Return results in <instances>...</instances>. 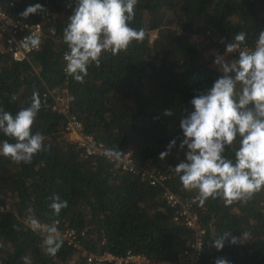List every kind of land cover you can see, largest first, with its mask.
<instances>
[{
    "label": "trees",
    "instance_id": "trees-1",
    "mask_svg": "<svg viewBox=\"0 0 264 264\" xmlns=\"http://www.w3.org/2000/svg\"><path fill=\"white\" fill-rule=\"evenodd\" d=\"M11 1L0 0V5L17 18L42 24L44 38L41 50L23 63L14 62L0 44V107L15 115L39 93L42 108L32 132L43 134L45 149L30 164L17 165L0 156V264H25V256L30 264H93L87 261L90 255L129 251L180 264L193 234L174 220L176 210L165 201V189L150 185L142 171L164 174L170 191L195 198L196 192L183 190L169 166L185 159L187 148L179 147L184 138L180 120L193 110L191 99L222 75L201 58L207 50L223 55L238 32L246 34L241 47L252 50L264 31V0H138L130 26L145 30L143 41H134L116 56L103 53L100 66L90 65L82 84L64 72L68 48L63 29L75 0H20L13 9ZM35 4L46 12L20 16ZM207 32L225 43L214 42ZM195 36L202 37L200 44ZM238 58L230 55L231 62ZM61 93L69 98L68 115L53 109L52 96ZM165 109L173 115L165 116ZM71 115L106 150L119 149L121 158L132 152L138 174L123 171L121 158L112 162L87 157L64 134ZM6 139L15 142L0 133V143ZM173 139L176 145L161 160L160 153ZM224 156L234 160L230 148ZM53 194L68 201L59 216L48 207ZM196 210L206 230L200 264H215L218 258L229 264H264V189L246 203L226 206L221 199L209 198L201 206L197 201ZM30 217L44 226L59 221L64 243L56 256L42 251L43 233L32 229ZM67 230H74L77 238L85 232L78 241L86 256L63 237ZM223 232L236 237L248 232L250 239L235 245L226 241L217 250L212 241Z\"/></svg>",
    "mask_w": 264,
    "mask_h": 264
},
{
    "label": "clouds",
    "instance_id": "clouds-1",
    "mask_svg": "<svg viewBox=\"0 0 264 264\" xmlns=\"http://www.w3.org/2000/svg\"><path fill=\"white\" fill-rule=\"evenodd\" d=\"M137 3L138 0H75L63 29V41L68 48L63 56L67 77L82 84L89 66H100L103 53L116 56L127 51L134 41H143L145 30L130 26ZM37 12H46V9L41 4L30 5L20 16L26 19ZM24 39L30 48L40 47L39 34L33 33ZM245 40L246 34L238 32L234 42L226 44L225 54L216 55L213 63L219 66L222 75L210 89L191 99L193 110L180 120L184 138L179 147L181 150L186 147L187 151L185 159L175 167L169 166V170L179 177L183 190L196 192L195 200L201 206L209 198L221 199L226 206L246 203L264 189V31L259 32L252 50H239ZM237 51L238 59L232 63L225 60L227 54ZM12 99L16 97L13 95ZM41 108L37 92L33 93L30 106L15 115L0 107V133L15 141L10 143L6 139L0 143V156L17 165L30 164L34 156L45 149L43 134L32 132ZM163 114L171 117L173 112L165 109ZM175 145V139L170 141L167 150L160 153V159L168 156ZM226 148L234 152V160L224 156ZM122 154L119 149L105 152L106 157L116 160ZM49 200L48 207L54 216L68 207V201L57 194ZM27 211L31 213L32 209ZM29 219L33 230H39V221ZM58 223L54 221L43 227L42 251L51 257L56 256L64 243ZM249 239L248 232H242L240 237L223 232L213 239L212 246L222 250L226 241L235 245ZM22 259L30 264L27 256ZM215 264L229 262L218 258Z\"/></svg>",
    "mask_w": 264,
    "mask_h": 264
},
{
    "label": "built area",
    "instance_id": "built-area-1",
    "mask_svg": "<svg viewBox=\"0 0 264 264\" xmlns=\"http://www.w3.org/2000/svg\"><path fill=\"white\" fill-rule=\"evenodd\" d=\"M16 1L20 0H12L9 4V8L13 9ZM33 33L39 34L41 38V44L38 49L30 48L24 39ZM207 36H210L214 42L218 41L219 44L225 43L224 38L218 40V37L212 36L210 32H207ZM43 38L44 29L42 24L37 22H27L17 18L11 14V11H7L2 5H0V44L4 47L5 51L11 56L14 62H30L31 56L41 50ZM239 50L248 51L250 49L247 47H241ZM238 54L239 52L237 51L228 55L235 56ZM52 98L54 100L53 109L59 113L68 115L70 110L68 96L61 93L53 95ZM63 130L66 138L71 142H75L79 148L84 151L87 157L102 156L112 162L116 160L115 158L105 156V145L98 142L94 137L85 134L81 122L75 116H68V121ZM119 162L123 171L138 174L137 165L132 157V152L126 153ZM142 178L148 180L149 184L152 186L158 185L165 189V201L171 209L176 210L174 220L190 229L193 234L189 247L184 251L181 257L180 264H200L204 253V237L206 235V230L200 224L198 212L196 210L197 201L195 198L184 199L170 191L167 187L168 178L164 174L143 170ZM1 211H3V208H0V212ZM43 227L44 225H40L42 233ZM80 236H85V232L81 233ZM80 236L77 238L74 230H67L63 237L67 239L70 244L74 242V245L80 249L81 254L86 256L87 251L78 241ZM87 261L93 264H171L167 261L151 260L144 255L132 253L131 251L119 256L110 253L90 255L88 256Z\"/></svg>",
    "mask_w": 264,
    "mask_h": 264
},
{
    "label": "rangeland",
    "instance_id": "rangeland-1",
    "mask_svg": "<svg viewBox=\"0 0 264 264\" xmlns=\"http://www.w3.org/2000/svg\"><path fill=\"white\" fill-rule=\"evenodd\" d=\"M152 37L154 38L155 35H153ZM194 41L196 43L200 44L202 42V37L195 36L194 37ZM217 54L218 53H216V51H214V50H207V51L204 52V55L202 56L201 61L204 62V63H206V64H208V65H210V66H212V67H215L216 69L219 70V66L218 65H215L213 63V61H214V59H215V57H216ZM225 60L227 62H229V63H232L231 60H230V55H228V54L225 56Z\"/></svg>",
    "mask_w": 264,
    "mask_h": 264
}]
</instances>
